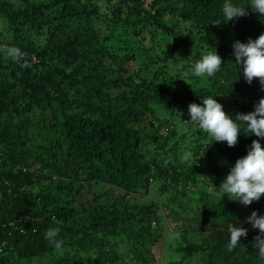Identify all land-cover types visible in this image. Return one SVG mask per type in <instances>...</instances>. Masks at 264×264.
I'll return each instance as SVG.
<instances>
[{
  "label": "trees",
  "instance_id": "1",
  "mask_svg": "<svg viewBox=\"0 0 264 264\" xmlns=\"http://www.w3.org/2000/svg\"><path fill=\"white\" fill-rule=\"evenodd\" d=\"M224 2L0 0V47L31 65L0 52V264H264L258 230L219 190L259 138L241 125L230 148L184 123L209 96L233 120L264 98L232 48L264 34V17L231 0L248 15L225 23ZM214 49L216 74L183 75ZM246 209L264 215V196ZM174 217L177 260L161 252L163 219ZM229 223L248 229L232 251ZM53 227L60 250L45 239Z\"/></svg>",
  "mask_w": 264,
  "mask_h": 264
},
{
  "label": "clouds",
  "instance_id": "2",
  "mask_svg": "<svg viewBox=\"0 0 264 264\" xmlns=\"http://www.w3.org/2000/svg\"><path fill=\"white\" fill-rule=\"evenodd\" d=\"M249 8L254 13L264 17V0H250ZM246 9L248 8L234 5L231 0H225L222 5L225 23L247 16L248 11ZM232 48L236 64H242L243 66L246 82L251 85L253 79H258L261 90L264 91V34H261L255 40L249 38L247 43L236 41ZM0 52H3L6 58L14 62L20 63L23 61L21 63L22 68L31 67L30 63L25 59L26 54L18 47L5 45L0 47ZM221 65V57L214 49V51L203 55L202 59L195 63L190 73L185 71L183 75L185 77L189 75L194 77H212L220 70ZM202 105L189 104L188 114L190 121L184 123L194 125L209 134L214 142H226L228 147H235L241 134V125L245 126L247 132L259 138L252 141L246 156L236 160L235 165L230 168L229 173L219 187V190L227 195L231 201L239 202L244 206H250L254 201L258 202L264 196V147L259 142V140H264V98H261L254 105V111L247 114L237 113L235 120L227 115L223 110V106L211 96L204 99ZM191 156V152H185L182 160L188 161ZM25 169L30 173L35 171L33 166ZM56 178V176L53 177L55 181ZM53 223L59 224V221L53 218ZM245 223L258 230V235L254 237L253 247L258 249L259 256L264 258V215H258L256 211H253L247 217ZM227 230L230 233V242L227 245L228 251H232L237 247L241 237L246 238L248 236L247 228L234 226L233 223L227 225ZM59 231L58 227H53L45 233V239L56 250L62 249L64 244L63 240L56 239Z\"/></svg>",
  "mask_w": 264,
  "mask_h": 264
},
{
  "label": "rangeland",
  "instance_id": "3",
  "mask_svg": "<svg viewBox=\"0 0 264 264\" xmlns=\"http://www.w3.org/2000/svg\"><path fill=\"white\" fill-rule=\"evenodd\" d=\"M29 39L32 40L35 45H41V42L35 40V36L29 37ZM159 112H162V111H159ZM42 132H43V129L40 128L39 126L35 125V126H33L31 128V133H32L33 137H34L35 134H41ZM29 134H30V132L27 134V136H29ZM35 136H37V135H35ZM36 142L39 145L42 144L41 138L37 136L36 140H34L32 143L35 144ZM102 188H96L95 187V188H92L90 190L87 189V190L82 191V194L79 196L80 199L78 201V204L80 202H82L81 205H85L86 203L91 202L94 199L96 190L99 191V189H102ZM35 190L36 189H34V191ZM100 192H102V191L100 190ZM118 195L119 194L116 191H115V193H111L112 197H115V196H118ZM145 198H146V200L151 199L149 197H145ZM137 200L139 201V199H137ZM162 213L164 214V212H162ZM251 213L252 212H250L248 209H246V206H244V205H242L240 203L237 205V214H238L237 217H239V219L247 218V217H249L251 215ZM177 219H178V217H174L172 219V222H170L169 219H168V221L166 219L165 220L163 219L164 223L162 224V229H163V232H164L163 235L165 237V241L163 242V245H162V248H161V252L163 254V257H168L169 256V258H170L171 256H173V259H175V260H177L176 258L180 257V255L178 256V255L174 254L172 250H173V248H175L176 243L181 240L180 239V235L183 232L181 230H174V228L172 227L173 223H175V221ZM173 231H175V232H173ZM157 251L160 253L159 246L157 248ZM159 264H161V263H159Z\"/></svg>",
  "mask_w": 264,
  "mask_h": 264
}]
</instances>
